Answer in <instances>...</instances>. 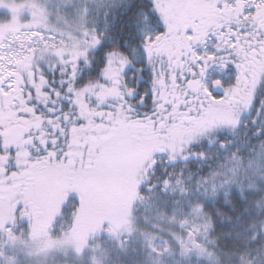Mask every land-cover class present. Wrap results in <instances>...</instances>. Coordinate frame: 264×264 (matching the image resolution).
Masks as SVG:
<instances>
[{"label": "snow or ice", "instance_id": "snow-or-ice-1", "mask_svg": "<svg viewBox=\"0 0 264 264\" xmlns=\"http://www.w3.org/2000/svg\"><path fill=\"white\" fill-rule=\"evenodd\" d=\"M0 264H264V0H0Z\"/></svg>", "mask_w": 264, "mask_h": 264}]
</instances>
